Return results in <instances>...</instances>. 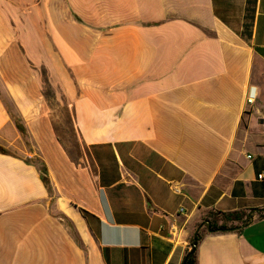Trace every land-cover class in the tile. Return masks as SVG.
<instances>
[{
	"label": "crops",
	"instance_id": "obj_1",
	"mask_svg": "<svg viewBox=\"0 0 264 264\" xmlns=\"http://www.w3.org/2000/svg\"><path fill=\"white\" fill-rule=\"evenodd\" d=\"M263 172L264 0H0V264H264Z\"/></svg>",
	"mask_w": 264,
	"mask_h": 264
},
{
	"label": "rangeland",
	"instance_id": "obj_2",
	"mask_svg": "<svg viewBox=\"0 0 264 264\" xmlns=\"http://www.w3.org/2000/svg\"><path fill=\"white\" fill-rule=\"evenodd\" d=\"M45 92L46 95L50 98H53V92L50 88V86L46 83L45 84ZM57 98V97H56ZM59 99V98H58ZM63 100H57L56 99V116H61L65 118V120H70L71 115L66 109L64 108L63 104L61 103ZM55 104V103H54ZM58 106L60 107L58 109ZM62 140L67 144L70 152L72 153L73 157L79 160V155H81L82 147L79 144L77 137L75 135V132L73 131L72 127L70 125H67L65 127H61V130L59 131Z\"/></svg>",
	"mask_w": 264,
	"mask_h": 264
},
{
	"label": "trees",
	"instance_id": "obj_3",
	"mask_svg": "<svg viewBox=\"0 0 264 264\" xmlns=\"http://www.w3.org/2000/svg\"><path fill=\"white\" fill-rule=\"evenodd\" d=\"M42 178L47 182V170L46 168H43L42 170ZM223 217L224 223L223 224H218L214 221L209 222V230L211 232L217 233H226V232H231L235 230L234 226H229L228 223L233 221V220H238L239 219V214L238 213H220ZM201 238V235L198 233L194 239V242L197 243ZM197 250V247H196ZM184 264H197V254L196 252L193 255H190L187 260H185Z\"/></svg>",
	"mask_w": 264,
	"mask_h": 264
},
{
	"label": "built area",
	"instance_id": "obj_4",
	"mask_svg": "<svg viewBox=\"0 0 264 264\" xmlns=\"http://www.w3.org/2000/svg\"><path fill=\"white\" fill-rule=\"evenodd\" d=\"M248 103H254L255 101V90L252 89L248 95ZM259 180H264V172L258 175Z\"/></svg>",
	"mask_w": 264,
	"mask_h": 264
},
{
	"label": "water",
	"instance_id": "obj_5",
	"mask_svg": "<svg viewBox=\"0 0 264 264\" xmlns=\"http://www.w3.org/2000/svg\"><path fill=\"white\" fill-rule=\"evenodd\" d=\"M196 247H197V243L194 242V243H193V246H192V250L188 253V255L186 256V259H185V260H187V258H188L190 255H193V254L196 252ZM184 263H185V262H184Z\"/></svg>",
	"mask_w": 264,
	"mask_h": 264
}]
</instances>
